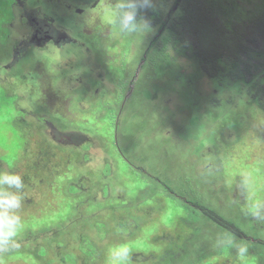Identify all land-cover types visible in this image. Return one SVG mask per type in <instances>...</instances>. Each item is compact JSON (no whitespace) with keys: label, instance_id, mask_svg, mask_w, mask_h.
Wrapping results in <instances>:
<instances>
[{"label":"rangeland","instance_id":"374dc122","mask_svg":"<svg viewBox=\"0 0 264 264\" xmlns=\"http://www.w3.org/2000/svg\"><path fill=\"white\" fill-rule=\"evenodd\" d=\"M16 1L0 0V173L23 179L22 227L0 264H108L116 245L130 247L133 264H241L228 238L247 244L246 264H264V219L250 211L264 204V109L249 92L198 75L171 45L167 72L145 68L125 104L150 26L122 30L121 0H50L53 17L35 7L46 1ZM48 21L84 46L42 49L34 27ZM237 31L264 49V25L242 20ZM98 52L111 70L98 66L95 84L88 55ZM57 131L84 138L77 147ZM67 214L65 234L55 222Z\"/></svg>","mask_w":264,"mask_h":264},{"label":"trees","instance_id":"16d2710c","mask_svg":"<svg viewBox=\"0 0 264 264\" xmlns=\"http://www.w3.org/2000/svg\"><path fill=\"white\" fill-rule=\"evenodd\" d=\"M70 1L82 5L97 2V0ZM152 5L151 8L138 11L137 19L146 20L154 33L143 57L140 58L139 63H142L138 69L140 67L141 69L140 71L136 69L139 75L136 78L134 77L136 74H133L132 84L126 86L127 90L134 91L136 81L145 68H151L153 72L155 67H160L161 72L166 73L163 63L166 60H174L168 53V48L172 45L178 55L192 62L190 65L198 71V75L221 86L249 92L250 95L247 96L249 104L264 109V49L255 50L247 46L243 35H239L237 31V24L242 20L264 25V0H152ZM82 33L81 28L80 35ZM78 43L84 46L81 41ZM123 50V53H127L125 47ZM98 53L100 54L98 56L88 55L89 60L93 58L91 61L93 64L89 63L93 72L96 71L95 84L103 81L98 66L104 65L106 69L111 70L105 56L101 52ZM109 87L112 88V85ZM132 95L133 92L125 104ZM193 206L214 223L220 224L221 218L216 213L197 204ZM66 216L67 220H71L68 214L63 215L64 218ZM82 217L83 215H80L79 219ZM71 222L72 220L55 223L63 227L62 232L67 234L66 232L72 231L69 228L72 227ZM224 226L228 232L235 234V237L251 241L245 233L234 226L230 224ZM81 230H85V226H82ZM259 245L263 246L260 248L262 250L264 244Z\"/></svg>","mask_w":264,"mask_h":264},{"label":"clouds","instance_id":"9594fccd","mask_svg":"<svg viewBox=\"0 0 264 264\" xmlns=\"http://www.w3.org/2000/svg\"><path fill=\"white\" fill-rule=\"evenodd\" d=\"M152 0H121L117 4L119 9L118 22L122 30L129 32L137 29L138 25L146 31H150L146 20H137L140 9L151 8ZM6 186V187H5ZM23 179L19 174L0 173V253L6 252L10 247H19L14 240L22 227L21 217L17 214L22 206ZM16 189L15 192L9 189ZM264 204H256L251 209V214L258 220L264 219L261 211ZM227 244L235 249L236 258L241 264H246L249 248L247 244L236 243L234 238H228ZM108 264H133L132 250L127 245H116L108 249Z\"/></svg>","mask_w":264,"mask_h":264},{"label":"flooded vegetation","instance_id":"af4514ba","mask_svg":"<svg viewBox=\"0 0 264 264\" xmlns=\"http://www.w3.org/2000/svg\"><path fill=\"white\" fill-rule=\"evenodd\" d=\"M41 2H45L43 7L38 8L37 6H35L37 9H39V14L41 16L44 17V16L48 15V13H50L49 11H51L52 17H53V15L57 16L60 13V11L55 8L56 4L50 3V0H41ZM52 4H53V7L49 9V7H51ZM26 5H27V0H17L16 4H14V6H18V7L22 6V9L27 7ZM47 24H48L47 30H44L42 27H39L38 24H35V27H34V29H35L34 39L36 42H41L40 44H41L42 49L44 48L43 45H45V42H46L45 47L52 46L53 48H59V49H62L65 46V42L66 43L73 42L72 45H74L76 47H78L80 45L78 43V41L72 40L70 35H68L66 32H64L60 29H57L51 21H48ZM42 35L44 36L43 38H41ZM44 38H46V41L43 40ZM81 46H83V45H81ZM79 48H81V47L79 46ZM132 81L133 80H131L129 82V86H131ZM128 92H131L130 89L127 90V93ZM50 126L52 128L53 124H50ZM53 132L54 131L52 130L51 133H53ZM62 134H64V136L66 135L67 138L62 137L61 136ZM56 135L59 136V140H61L62 142H65L66 144L73 143L77 147L80 146L79 145L80 142L78 140H76V138H79V139L84 138V136H77L76 137L73 135V133L63 132V131H61V132L57 131ZM51 137H52V135H51ZM70 137H74V138L72 140H70V139L68 140V138H70ZM74 142H76V143H74ZM71 146L75 148V146H73V145H71Z\"/></svg>","mask_w":264,"mask_h":264},{"label":"water","instance_id":"95a60500","mask_svg":"<svg viewBox=\"0 0 264 264\" xmlns=\"http://www.w3.org/2000/svg\"><path fill=\"white\" fill-rule=\"evenodd\" d=\"M140 69H141V67L139 68V71H140ZM138 75H139V73L136 74V78L138 77ZM130 94H132V91L130 92ZM57 136H58V135H57ZM61 136L64 137V138H67L66 135L64 136V134H62ZM76 137H77V136H76ZM73 138H74V137H70V138H68V140H69V139L72 140Z\"/></svg>","mask_w":264,"mask_h":264},{"label":"bare ground","instance_id":"6f19581e","mask_svg":"<svg viewBox=\"0 0 264 264\" xmlns=\"http://www.w3.org/2000/svg\"><path fill=\"white\" fill-rule=\"evenodd\" d=\"M67 70V69H66ZM74 122V121H73Z\"/></svg>","mask_w":264,"mask_h":264}]
</instances>
